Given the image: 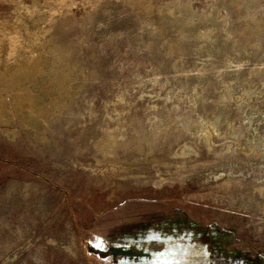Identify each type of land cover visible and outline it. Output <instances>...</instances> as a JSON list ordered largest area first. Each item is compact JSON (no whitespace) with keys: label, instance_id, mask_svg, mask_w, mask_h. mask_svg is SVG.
I'll return each instance as SVG.
<instances>
[{"label":"rangeland","instance_id":"rangeland-1","mask_svg":"<svg viewBox=\"0 0 264 264\" xmlns=\"http://www.w3.org/2000/svg\"><path fill=\"white\" fill-rule=\"evenodd\" d=\"M0 264H264V0H0Z\"/></svg>","mask_w":264,"mask_h":264},{"label":"bare ground","instance_id":"bare-ground-1","mask_svg":"<svg viewBox=\"0 0 264 264\" xmlns=\"http://www.w3.org/2000/svg\"><path fill=\"white\" fill-rule=\"evenodd\" d=\"M0 108H1V104H0Z\"/></svg>","mask_w":264,"mask_h":264}]
</instances>
